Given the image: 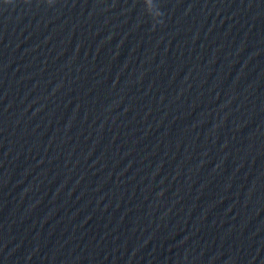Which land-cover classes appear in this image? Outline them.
Wrapping results in <instances>:
<instances>
[{
    "label": "clouds",
    "instance_id": "9594fccd",
    "mask_svg": "<svg viewBox=\"0 0 264 264\" xmlns=\"http://www.w3.org/2000/svg\"><path fill=\"white\" fill-rule=\"evenodd\" d=\"M161 15V13L159 14V16Z\"/></svg>",
    "mask_w": 264,
    "mask_h": 264
}]
</instances>
